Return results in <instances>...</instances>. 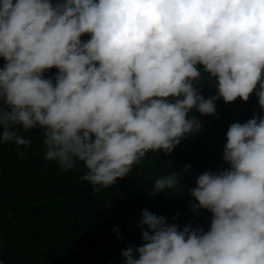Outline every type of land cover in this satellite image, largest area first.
<instances>
[{"label":"clouds","instance_id":"1","mask_svg":"<svg viewBox=\"0 0 264 264\" xmlns=\"http://www.w3.org/2000/svg\"><path fill=\"white\" fill-rule=\"evenodd\" d=\"M0 59V144L23 158L32 140L21 129L42 130L44 158L63 172L82 162L95 192L200 132L193 111L215 116L218 99L255 92L261 113L227 129V167L188 189L190 210L211 214L208 230L144 209L143 243L121 256L264 264V0H0ZM202 79L216 95L201 94ZM190 169L161 175L149 194L183 191Z\"/></svg>","mask_w":264,"mask_h":264},{"label":"trees","instance_id":"2","mask_svg":"<svg viewBox=\"0 0 264 264\" xmlns=\"http://www.w3.org/2000/svg\"><path fill=\"white\" fill-rule=\"evenodd\" d=\"M3 63L0 59V67ZM56 71L45 75L54 77ZM201 82L205 98L216 95L210 86L214 81ZM215 104V116L193 111L203 122L200 132L183 139L171 154L148 152L129 176L100 192L81 180L87 171L82 162L63 172L44 158L40 129H21L20 134L32 140L21 147L23 158L14 143L0 144V264H125L121 252L143 243L137 224L144 209L180 228L190 224L207 231L211 214L190 210L194 201L188 189L196 186L198 175L227 167L222 153L228 127L261 113L255 92L247 102L237 98L225 103L221 98ZM184 165L191 169L182 181L183 191L178 187L149 194L157 178Z\"/></svg>","mask_w":264,"mask_h":264}]
</instances>
